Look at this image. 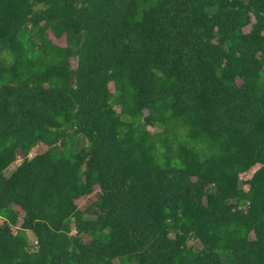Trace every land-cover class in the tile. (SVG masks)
<instances>
[{
	"label": "trees",
	"instance_id": "trees-1",
	"mask_svg": "<svg viewBox=\"0 0 264 264\" xmlns=\"http://www.w3.org/2000/svg\"><path fill=\"white\" fill-rule=\"evenodd\" d=\"M114 261L264 264V0H0V264Z\"/></svg>",
	"mask_w": 264,
	"mask_h": 264
},
{
	"label": "rangeland",
	"instance_id": "rangeland-1",
	"mask_svg": "<svg viewBox=\"0 0 264 264\" xmlns=\"http://www.w3.org/2000/svg\"><path fill=\"white\" fill-rule=\"evenodd\" d=\"M244 31L247 32V31H248V27H246V28L244 29ZM50 37H52V36L50 35ZM53 41H54L55 44H57V45H59V46H65V44H64V39H59V40L53 39ZM72 67H73V68L75 67V62H74L73 60H72ZM109 89H110V91H112V89H113V87H112L111 84H109ZM152 131H155V130H152ZM43 150H44V148H42V147L34 148V149H32L31 153L29 154V157H31V156H33L34 154L39 153V152H41V151H43ZM20 160H21V159L18 158L17 161H16L14 164H12V165H11V166H10L5 172H4L5 175L8 176V175H9V174L15 169L16 165L18 164V162H20ZM253 171H254V169H250L248 172H246V173L240 175V179H241V181H245V180H247V179L251 176V174H252ZM241 186H243V184H241ZM243 188L246 189L245 186H243ZM97 192H98V189L95 188L94 193H93L92 195H89V196H86V197H82V198L77 199V200L75 201V204L77 205V207H78L81 211L84 210V209H85L86 207H88V206L91 204V202L95 199V194H96ZM15 208H16V207H15ZM17 211H18V213H21L18 209H17ZM21 214H22V213H21ZM19 222H20V221H19ZM27 236H28V240H29V242H30V241L32 240V236H31L30 233H28ZM84 240L87 241V238L84 237ZM190 244H191V245H194V246H196V247H199V246H200L199 243H198V241H194V240L190 241ZM114 263H115V264H118L117 261H114Z\"/></svg>",
	"mask_w": 264,
	"mask_h": 264
}]
</instances>
